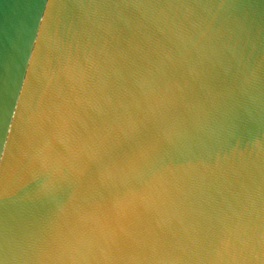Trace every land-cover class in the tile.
<instances>
[{
	"label": "water",
	"instance_id": "obj_1",
	"mask_svg": "<svg viewBox=\"0 0 264 264\" xmlns=\"http://www.w3.org/2000/svg\"><path fill=\"white\" fill-rule=\"evenodd\" d=\"M0 264H264V0H0Z\"/></svg>",
	"mask_w": 264,
	"mask_h": 264
}]
</instances>
